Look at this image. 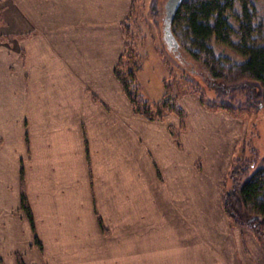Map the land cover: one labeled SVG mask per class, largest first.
<instances>
[{
	"label": "crops",
	"instance_id": "crops-1",
	"mask_svg": "<svg viewBox=\"0 0 264 264\" xmlns=\"http://www.w3.org/2000/svg\"><path fill=\"white\" fill-rule=\"evenodd\" d=\"M64 1L0 0L4 264H91L97 253L105 264L108 239L122 240L126 228L137 236L140 205L178 203L164 192L159 201L140 198V188L174 189L177 161V175L186 174V148L177 144L171 124L134 112L114 74L133 0ZM124 112L137 126L130 153L136 165L129 170L134 179L125 194ZM108 125L115 129L113 140L106 137ZM23 191L31 217L22 206ZM124 205L134 210L128 214Z\"/></svg>",
	"mask_w": 264,
	"mask_h": 264
},
{
	"label": "rangeland",
	"instance_id": "rangeland-1",
	"mask_svg": "<svg viewBox=\"0 0 264 264\" xmlns=\"http://www.w3.org/2000/svg\"><path fill=\"white\" fill-rule=\"evenodd\" d=\"M252 2L264 14V0ZM165 3L166 0H142V3H138L137 18L141 17V23L136 24L137 29H134L142 33L141 37H146L143 43L137 41L138 51L143 54L144 59L139 78L146 95L153 100H159L163 95V81L169 74L160 56L161 50L165 58L171 61L170 67L177 74L183 71L173 57V51L167 48L163 40ZM71 4H76L75 0H71ZM216 51L239 61L245 59L224 45L218 46ZM189 87L190 84L181 87L182 90L185 89V93L179 99V106L185 113L184 118L174 114L166 117V123L171 124L177 144L186 148V174L177 175V164L182 168L181 162L177 161L173 167L176 174L171 173L170 177V185L174 189L139 190V194H144L140 198L153 197L159 201V198L164 197V192L170 198H179L178 203L140 205L136 218L139 223L135 228L137 236H131L130 229H125L124 226L122 240L117 239L115 243V239H108L105 264H264V248L254 232L234 225L222 206L224 182L232 163L245 151L259 160L264 158V109L261 105L262 113L252 111L250 115L234 117L227 110L210 109L202 103L197 92L188 90ZM213 96L214 91L209 90L207 98ZM123 120L122 189L125 194L130 193V182L134 179L132 169L136 165V159L130 153L131 144L135 141L132 128L137 126L135 119H131L125 112ZM114 133L115 129L108 125L106 137L113 140ZM256 147L259 152L254 150ZM170 152L172 153L171 146ZM138 153L141 154L140 151ZM171 153L170 159L174 156ZM138 167L140 170L145 169V165ZM130 168L132 172L129 171ZM161 177L164 181V176ZM145 178L151 184L150 175L145 174ZM178 185L181 190H178ZM124 210L129 214L130 210H134V205H124ZM184 227L186 234L183 233ZM175 231L181 236H177V239L170 238V233ZM119 240L122 241L121 244ZM261 242L264 244V241ZM102 255L98 256L97 253L91 264H104L102 260L99 261ZM8 256L4 258L6 263Z\"/></svg>",
	"mask_w": 264,
	"mask_h": 264
},
{
	"label": "trees",
	"instance_id": "trees-1",
	"mask_svg": "<svg viewBox=\"0 0 264 264\" xmlns=\"http://www.w3.org/2000/svg\"><path fill=\"white\" fill-rule=\"evenodd\" d=\"M138 3L142 0H133L130 14L122 23L126 44L114 69L134 112L149 120L163 121L169 114L183 119L179 99L185 93L181 87L186 84L210 109H224L234 117L264 112V14L252 0L181 2L172 24L180 47L172 54L183 71L177 74L160 51L169 74L159 100L146 95L139 78L144 59L137 41L143 43L146 37L134 30L141 23V17L137 18ZM0 24H5L1 11ZM223 45L245 59L218 54V46ZM209 90L215 96L207 98ZM254 150L259 152L257 147ZM227 175L222 195L226 216L239 228L252 230L264 248V158L259 160L245 151L232 163ZM22 206L31 217L24 191ZM0 264H4L1 257Z\"/></svg>",
	"mask_w": 264,
	"mask_h": 264
},
{
	"label": "water",
	"instance_id": "water-1",
	"mask_svg": "<svg viewBox=\"0 0 264 264\" xmlns=\"http://www.w3.org/2000/svg\"><path fill=\"white\" fill-rule=\"evenodd\" d=\"M182 1L183 0H166L165 3V16L163 18V40L170 51H176L180 47L179 42L172 31V24Z\"/></svg>",
	"mask_w": 264,
	"mask_h": 264
},
{
	"label": "flooded vegetation",
	"instance_id": "flooded-vegetation-1",
	"mask_svg": "<svg viewBox=\"0 0 264 264\" xmlns=\"http://www.w3.org/2000/svg\"><path fill=\"white\" fill-rule=\"evenodd\" d=\"M176 51H177V50H176ZM176 51H175V52H176ZM173 53H174V52H173Z\"/></svg>",
	"mask_w": 264,
	"mask_h": 264
}]
</instances>
